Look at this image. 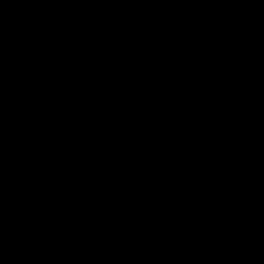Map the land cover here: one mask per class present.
Segmentation results:
<instances>
[{"label":"trees","instance_id":"1","mask_svg":"<svg viewBox=\"0 0 264 264\" xmlns=\"http://www.w3.org/2000/svg\"><path fill=\"white\" fill-rule=\"evenodd\" d=\"M104 3L106 7V0H100L98 4L93 0H28V11L25 16H21L19 12L13 13L14 11L0 15V45L4 40L6 42L0 46L3 52L0 55L9 52L11 57L22 56L26 48L28 53L32 51L36 53L38 51L35 45L40 48L47 47L49 39H53L55 47H59L61 39L65 45L67 40L73 37L71 34L75 26L79 24L76 21L78 19L76 13L79 11L88 18L94 17L104 7ZM40 10L42 14L39 13ZM11 15L15 20L10 19ZM163 16L168 18L165 13ZM190 30L193 31L194 28ZM83 34L82 41L88 46L96 43L98 39H104L98 47L103 45L105 50H108L114 46V42L106 45L104 36L95 30L84 31ZM231 36L234 44L231 67L247 84L250 90L248 102H251L259 88L264 89V3L238 10L232 19ZM114 49L119 50L117 46ZM185 56L189 59V56ZM88 61L94 63L100 72L94 75L91 69L82 70L83 77L86 78L82 86L76 85L75 96L60 90L58 93L60 97L55 99L56 112L47 118L56 124L61 122L62 131L59 133L65 138L71 137L75 142L74 145L68 143L64 147L71 151L70 154H64V159L65 161L72 159L74 167L71 166L70 169L55 167L50 157L46 159L44 154L48 155V149L45 148L43 136L49 137V135H44L48 132L43 129V132L36 134L33 129H28L29 133L35 134L34 138L39 135L34 145L29 143L30 137H28V154L35 155V150L40 152L36 154L37 159L34 160L40 166L36 167L37 164L33 169L28 164V182L21 177L25 175V170L14 165L7 170L8 165L5 167L0 163V264H59L67 254L76 256L84 248L81 244L85 245V238L92 237L95 240L94 244L100 246L101 240L96 234L99 230L84 198L80 164L90 157L102 138L121 133L118 130L122 126L120 122L125 120L128 112L129 95L117 89L119 71L115 65H112V60L101 62L96 53L90 56ZM73 62L83 65L79 60H72ZM194 62H198V65L204 64L210 69L215 63L222 65L220 61L201 58ZM255 62L259 67H256ZM43 63L48 66L42 64L43 67L39 68L34 77L28 75L31 72L23 73L22 66H16L13 75L9 78L10 82L6 83L9 87L3 85V90L0 92V136L6 138L11 135L12 132L9 131L12 127V123H9L11 117L15 120H28V124L33 121L36 122L35 124L39 123L41 113L35 107V100L39 99L40 95L46 96L48 88L57 89L53 75L62 71L64 67V64L60 65L56 71H53L47 62ZM147 68L148 66H145L143 70ZM160 70L168 73V69ZM224 72L222 75L226 77L228 85L223 91L228 93L227 90L233 89L234 81L227 70ZM148 79L147 91L159 94V98H155L159 108L165 104L166 94L163 90L165 85L179 86L174 81L166 80L165 85L160 84L154 88L150 74ZM211 82L207 81V87L211 88L212 85L216 88ZM7 90L8 92L3 94ZM44 91L45 93L42 94ZM242 91L243 93L240 92L239 95L240 100L244 101L247 93L245 89ZM195 93L196 91L193 90L194 95ZM242 101L234 106L241 107ZM246 110L242 108L241 112L229 113L241 114ZM260 112V117L244 115L245 121L238 120L242 127H238L237 130L243 136L246 145L250 141L261 140L262 142L259 143L264 147V103ZM163 113L164 110L160 114ZM238 116L240 118V115H237V118ZM165 117L167 122H171L168 115ZM139 130L149 140L152 133L151 140L154 139L155 132L149 124L146 127L141 126ZM122 134L126 137L128 135ZM182 134V138L197 136L188 130ZM219 134L223 140L232 139L235 143L239 140L233 137L231 129ZM88 135L91 140H95L93 147L90 148L84 147V138ZM255 137H260L258 138L260 140H255ZM178 140L182 139L178 138ZM113 142L114 140H109L104 146L108 152L102 149L95 153L85 167L89 198L96 219L113 236L136 245L159 244L164 249V253L157 264H264V187L257 183L256 186H249L256 189V193L258 191L262 193L254 209H248L250 220L248 212L235 217L238 209L245 204L237 206L238 197L235 195L228 206V211L219 201V197H215L211 204L202 205L197 212L190 210L189 203H184L180 208H167L166 205H161L164 207L160 209L158 200L163 199L161 193H169L154 184L153 180L142 172L131 150V158L128 159L118 153L116 148H112L113 145L107 147ZM168 143L172 144L174 149L180 150L187 149L191 145ZM213 143L216 144V141L214 140ZM213 143L209 140L212 147H214ZM230 146L229 151L233 152V155L235 151L245 152L246 146L242 143L234 145L233 148L230 142ZM136 149L143 164L154 177L162 180L158 173L161 167L177 176L179 180L184 179L188 168L187 162L181 163L176 168L167 165L171 164L169 160H156L148 165L146 160L152 159L151 155L138 147ZM175 155L179 157L177 152ZM3 156L5 154H0L1 158ZM243 157L244 155L238 157L235 166L228 163L227 157L226 160L223 158L225 168L229 165L235 171L243 169L246 173L251 157L248 155L245 159ZM173 160L175 161L174 158ZM195 160L201 168L204 167L201 160L198 158ZM4 162L11 163L8 159ZM259 165L264 167V164L259 163ZM48 168H54L50 171L56 174L59 182L57 180L50 183L52 174ZM239 174L241 176L240 172ZM6 179H9L8 182ZM245 180L238 177L233 183L239 185ZM68 181L78 189L77 196L67 191L69 186H65V183L67 184ZM246 187L242 186L236 192ZM210 190L215 191L214 187ZM215 195L218 196L217 191ZM152 197L154 200H151ZM171 201L168 200L170 205L173 202ZM255 214L258 219L254 218ZM253 218L259 223L255 233L260 241L255 242L248 236L256 227L252 223ZM88 231L90 232L86 233ZM117 250L119 256L113 264H154L160 252L159 248L154 247L138 249L120 247Z\"/></svg>","mask_w":264,"mask_h":264},{"label":"flooded vegetation","instance_id":"2","mask_svg":"<svg viewBox=\"0 0 264 264\" xmlns=\"http://www.w3.org/2000/svg\"><path fill=\"white\" fill-rule=\"evenodd\" d=\"M236 1L240 2L242 0ZM93 2L98 4L100 0H93ZM106 2L107 6L105 7L104 3V7L94 17L88 18L77 10V13L81 14L76 13V16L78 15L76 21L79 24L75 26L71 34L73 37H70L65 45H63L61 39L59 47H55L53 39H49L47 47L40 48L35 45L38 51L36 53L34 51L28 53V48H26L22 52V56L15 55L11 57V54H8L9 52L7 53L8 55H0V92L3 90V85L9 87L6 83L10 82L9 78L13 75L16 66H22L23 73L26 72L28 74V72H31L28 75L34 77L39 68L43 67L44 61L49 64L53 71H56L60 65L64 64L63 70L53 75V82L58 86L57 89L48 88L46 96L40 95V98L35 100V107L41 113L38 120L39 123L35 124L36 122L33 121L28 124V120H15L12 117L9 119V123H12L9 131L12 133L6 138L0 136V154H5L2 158L0 157V163L4 164L5 167L8 165L6 167L7 170H9L11 165L25 170V175L21 177H23L25 182H28V164L34 169L35 165L38 164L34 160L37 159V155L40 153L33 148L36 152L35 155L28 154V137H30L29 143L34 145L39 136L36 135L34 138V135L46 130L48 133H44V135L47 134L49 137L42 135L45 148L48 149V155L43 153L46 159L50 157L49 159L55 164V167L62 166L69 169L71 166L74 167L72 159L65 161L64 154H70L71 151L66 150L64 147L68 143L69 145H74L75 142L71 137L67 136L65 138L62 133H59L62 131L61 122L56 124L52 121L50 122L47 118L56 112L57 104L55 99L60 97L58 95L60 90L67 91L75 96L76 85L82 86V82L86 78L83 77L82 70L91 69L94 75L100 72V69L94 63L88 61L90 56L97 53L101 62L112 60V65L116 66L117 71H119L117 74L119 75L117 77V89L128 93L127 101L129 106L125 120L120 122L122 126L118 131L121 133H114L102 138L93 151L98 148L104 139L113 136L109 140L112 139L114 142L107 147L113 145L112 148H117V145L119 147L117 152L128 159L131 158L130 152L132 151L128 144L130 143L137 155H139V152L136 151V147L143 152H147L149 156L151 155L150 158L152 157V159L149 160L148 158L146 160L148 165L156 162V160H169L171 164L167 165L170 168H176L181 163L187 162L188 168L183 180H179L177 176L172 175L168 170L161 169V167L158 169L162 179L159 181L163 187L159 183L154 182V184L169 193H161L163 199L160 198L158 200L160 209L165 205L167 208H180L184 203H189L191 205L190 210L197 212L202 205L211 204L215 197H219V201L227 207V210L235 195L238 197L237 206L245 203L244 207L238 209L235 217H239L244 212L249 213L248 209H254L262 194L259 191L257 194L256 189L249 186H254L257 183L259 186L264 187V167L259 165V163L264 164V147L259 143L261 140L258 139L262 136L255 137V140H260L259 142L250 141L251 143L249 142L246 145L243 136H241L237 128L242 127L238 120L245 121L244 115L260 117V108L264 103V89L259 88L251 102H248L250 90L231 67L233 54L228 65L226 64V61H228L227 17L232 10L230 3L227 0H106ZM11 11H14L13 13L19 12L21 16H25L28 11V0H0V15H6V13ZM39 13L42 14V10ZM163 13L168 18H164ZM11 18L12 15L10 16ZM11 20H15V17ZM190 28H194V30L192 31ZM91 30L102 34L106 45L114 42V46L108 50H105L103 45L98 47V44L104 39H98L96 43L88 46L87 43L82 41L83 32ZM116 38L119 40L116 41ZM4 44H6L5 40L0 46ZM231 44L232 46L234 45L232 36ZM116 46L119 50L114 49ZM64 51L67 53L65 54ZM56 52L59 53L56 54ZM0 53L3 52L0 50ZM185 55L189 56V59ZM198 58L220 61L222 65L215 63L210 69L204 64L198 65V62L195 63L194 61H197ZM72 60H79L83 65H78V62L72 63ZM167 62L173 66L165 65ZM255 63L256 67H259L257 62ZM69 65L71 66L69 67ZM145 66H148V68L144 71L143 68ZM160 69H168V73L162 72ZM224 70H227L234 81L232 83L233 89L227 90L228 93L224 92L228 85L226 77L222 75V72L225 73ZM149 74L154 88L160 84L165 85L166 80L179 84V86L173 84L165 85L163 88L166 94L165 104L161 105L160 108L155 99L159 98V94H155L154 91H147ZM207 81H212L211 84L216 88H213L212 85L211 88H208ZM244 89L247 95L246 100L242 101L239 94L240 92L243 93L242 90ZM193 90L196 91L195 95ZM7 92L8 90L3 94ZM44 93L45 91L42 92V94ZM240 101H242L243 105L235 107L234 105ZM242 108H246V112L233 114L234 112H241ZM163 110L165 113L161 115L160 113ZM33 113L35 112L33 111ZM166 115H168L171 122L166 121ZM237 115H240V118L239 116L237 118ZM26 116L28 119V114ZM147 124L155 132L153 140H151L152 133L149 140L139 130L141 126L146 127ZM28 129H33L35 134L29 133ZM229 129H231L233 137L239 139L236 143L232 139L223 140L220 138L221 134L219 133H225ZM185 130L197 134V136L182 138V133ZM122 133H127V137ZM178 138L182 140H178ZM209 140L212 143L214 140L216 141V144L213 143L215 148L209 144ZM84 142V147L90 148L93 147L95 140H91L88 135L84 138ZM168 142L191 145L187 149H183V151L179 148L174 149L173 145ZM230 142L233 148L234 145L244 144L246 146L245 152L235 151V155H233V152L229 151L231 148ZM104 146L97 152L104 149ZM104 151L108 152L105 149ZM174 151L179 154V157L175 155ZM133 154L135 157L134 152ZM191 155H194V157H191ZM243 155V159L247 158V155L251 157L246 173L243 172V169L235 171L229 165L225 168L223 158L226 160L227 157L229 159L228 163L235 166L238 162V157ZM197 158L204 163L203 168L198 165L195 160ZM6 159L11 163L6 164L4 162ZM83 163L80 164V170H82ZM38 166L40 164L36 167ZM54 168L48 169L50 171ZM51 174L50 183H54L58 178H56L55 173L51 172ZM238 177H241V179L245 178V182L235 185L233 181ZM8 180L6 179L7 182ZM212 182H218V185H209V187L202 188L201 191L182 194ZM65 186H69L67 190L69 193L77 196L78 189L73 186V183L68 181ZM242 186L247 187L237 193L236 191ZM166 187L169 190H166ZM213 187L215 191L210 190ZM216 191L218 196L215 195ZM226 196L228 197L227 199L225 198ZM151 200H154V198L152 197ZM168 200L173 201H171V205ZM230 209L231 207L229 211ZM250 218L251 215L249 213V220ZM254 218L258 219L256 214ZM254 218L252 223L256 227L248 236L255 242L260 241V239L255 233L258 230L257 226L259 223ZM99 232L96 233L99 240H101L99 247L94 244L95 240L92 237L90 239L85 238V245L81 244L84 248L76 256L65 255L59 264L115 263L119 256L117 249L120 246L106 239L100 230Z\"/></svg>","mask_w":264,"mask_h":264},{"label":"water","instance_id":"3","mask_svg":"<svg viewBox=\"0 0 264 264\" xmlns=\"http://www.w3.org/2000/svg\"><path fill=\"white\" fill-rule=\"evenodd\" d=\"M231 7H232V10H231V13L229 14V16L227 17L228 18V22H227V55H228V61H226V64L228 65L231 57H232V52H233V46L231 44V23H232V19H233V16L234 14L240 10V9H244V8H247V7H250L252 5H256V4H259V3H264V0H242L240 2H237L236 0H227ZM165 65L167 66H173L171 63L167 62L165 63ZM225 108V107H223ZM113 137V136H112ZM112 137H109V138H106L103 140V142L98 146V148H96L90 155L89 158H87L85 160V162L83 163V166H82V177H83V184H84V192H85V200L87 202V205H88V208L90 210V213H91V217L95 220L96 222V225L97 227L99 228V230L104 234L105 238L110 240L112 243L120 246V247H125V248H135V249H138V248H145V247H154V248H159L160 250V253H159V256L156 260V262L154 264H157L159 262V260L162 258V255L164 253V249L162 248V246H160L159 244L157 243H149V244H145V245H136V244H131L129 242H125V241H122L116 237H114L111 233H109L102 225L101 223L96 219V216L94 214V211L92 209V206H91V203H90V200H89V197H88V193H87V187H86V179H85V167L88 163V161L91 159V157L99 150L101 149L105 143H107V141L112 138ZM129 146H130V149L135 153V157H136V160L138 162V165L140 166V168L143 170V172L149 176L154 182L156 183H159L161 184L155 177H153V175L144 167L143 163L141 162L139 156L136 154L135 152V149L134 147L128 143ZM209 185H218V182H212L211 184H205L203 186H199L195 189H191L187 192H184L182 194H189V193H193V192H198V191H201L202 188H206V187H209ZM161 186L163 187V185L161 184ZM220 187V186H219ZM166 190H169L167 187H166Z\"/></svg>","mask_w":264,"mask_h":264},{"label":"clouds","instance_id":"4","mask_svg":"<svg viewBox=\"0 0 264 264\" xmlns=\"http://www.w3.org/2000/svg\"><path fill=\"white\" fill-rule=\"evenodd\" d=\"M232 54H233V52H232ZM116 149L117 150H119V147L116 145ZM139 156V155H138ZM140 158V157H139ZM140 160H141V158H140ZM89 162V161H88ZM141 162H142V160H141ZM143 163V162H142ZM144 165V167L150 172V170L145 166V164H143ZM142 170V169H141ZM142 172H143V170H142ZM86 173V172H85ZM144 173V172H143ZM151 173V172H150ZM145 174V173H144ZM152 174V173H151ZM146 175V174H145ZM147 176V175H146ZM149 177V176H148ZM154 177V176H153ZM150 178V177H149ZM156 178V177H155ZM85 179H86V176H85ZM151 179V178H150ZM158 181H159V179L158 178H156ZM152 180V179H151ZM82 182H83V178H82ZM154 182V181H153ZM160 182V181H159ZM156 183V182H155ZM86 187H88V185H87V179H86ZM83 188H84V184H83ZM83 193H84V189H83ZM87 193H88V197H90L89 196V192H88V189H87ZM89 200H90V198H89ZM86 201V200H85ZM91 203V202H90Z\"/></svg>","mask_w":264,"mask_h":264}]
</instances>
